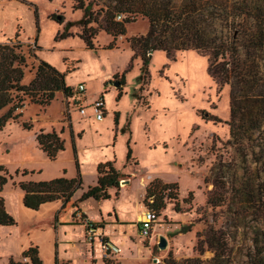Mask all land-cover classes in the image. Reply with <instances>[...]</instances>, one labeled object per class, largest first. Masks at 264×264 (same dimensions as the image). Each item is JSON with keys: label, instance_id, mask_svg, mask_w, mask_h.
Masks as SVG:
<instances>
[{"label": "rangeland", "instance_id": "obj_1", "mask_svg": "<svg viewBox=\"0 0 264 264\" xmlns=\"http://www.w3.org/2000/svg\"><path fill=\"white\" fill-rule=\"evenodd\" d=\"M83 1L85 5L92 4L90 13L94 20L88 27L95 29L94 48H88L80 36L84 31L80 22L84 9L77 7L78 0H0V42L21 43L17 51L26 56L22 83L31 82L39 60H44L64 73L66 84L73 88L72 95L58 92L46 106L33 103L26 96L25 106L18 110L22 111L19 121L10 120L0 131V164L13 175L4 186L3 195L20 227L11 232L16 234L43 219L47 222L42 217L44 212L32 213L21 208L19 182L26 178L46 180L63 167L71 173L74 169L73 140L68 130L62 134L66 150L56 160L45 157L36 134L41 129L61 132L62 127L69 128L73 115L82 118L78 104L91 103L103 93L106 113H118L121 125L118 130L113 123L104 128L92 125L86 128L78 140L84 168L89 169L93 157L113 151L117 163L124 166L130 143L133 159L128 169L132 174H124L123 179L129 180L128 183L131 179L137 183L150 177L178 182L174 192L178 193L180 203L177 211L176 200H167L168 208L160 214L161 226L152 238L143 239L139 260L128 259L129 250L123 248L119 259L104 258L105 261L166 264L170 254L179 261L198 255L210 260L216 251L207 240L215 233L226 244L218 249L223 264H251L256 253L254 231L263 227L258 221L262 213L259 216L255 213L259 209L264 212V124L248 135L243 144L235 143L228 123L230 84H221L212 76L208 54L186 49L169 55L166 50L157 49L151 53L149 73L143 75V59L132 48L130 39L146 34L149 20L139 17L128 23L126 33L114 40L105 30L104 21V9L111 0ZM52 14L63 15V22L51 18ZM69 22H72L69 34L59 37ZM113 40L114 47L107 48ZM112 72L105 83L104 75ZM80 82L87 86L86 94L74 93ZM76 99L82 101L76 103ZM88 111L93 112L90 107ZM23 121L33 127H23ZM24 169L36 171L29 177L17 172ZM243 181L255 188L256 204H242L239 187ZM247 208L249 211H242ZM8 229L0 227V264H10L7 254L16 245V240L4 238ZM162 234L168 239L166 249L159 247ZM199 250H203L202 254Z\"/></svg>", "mask_w": 264, "mask_h": 264}, {"label": "trees", "instance_id": "obj_2", "mask_svg": "<svg viewBox=\"0 0 264 264\" xmlns=\"http://www.w3.org/2000/svg\"><path fill=\"white\" fill-rule=\"evenodd\" d=\"M78 8L84 9L80 22L84 26L81 37L88 48H94L92 38L95 29L88 27L92 19L91 3L85 5L78 0ZM105 30L114 40L126 33V25L139 17L147 18L150 28L146 34L136 35L130 39L136 54L143 59V75L148 74V62L154 50H166L174 55L177 50L196 49L209 55V71L221 84H230L231 97V139L243 144L247 136L264 124V0H111L105 7ZM51 18L63 22V15L52 14ZM34 20L39 31L38 9H34ZM96 20V19H95ZM72 22L66 25L59 37L69 34ZM90 29V31H88ZM19 33L17 32V35ZM38 40V35L36 41ZM114 40L107 48L114 47ZM21 45L0 42V131L10 120L19 121L25 106L26 96L31 102L42 106L49 105L58 92L72 95L73 88L66 84L65 74L44 60H39L36 75L29 84H23L26 56L17 51ZM38 58V57H37ZM121 95V93H120ZM217 119V117H215ZM118 120V113H116ZM23 127L31 129L33 124L23 121ZM64 130L62 129L61 132ZM61 132L41 129L36 134L39 147L50 159H56L59 152L65 149V140ZM264 144V143H262ZM74 151H76L73 142ZM132 148L128 144L127 160L132 158ZM77 175L73 178L59 176L49 180H22L19 187L23 190V203L26 207L38 210L42 204L54 200H63L64 205L71 201L74 193L83 186L79 160H76ZM98 183L90 186L80 200L94 197L98 200L111 198L110 187L120 188L122 173L111 161L98 166ZM23 176L32 174L33 170H18ZM66 173V169H64ZM13 175L0 164V225H15L16 218L7 210L3 195L4 186ZM178 182H164L156 178L147 186L144 203L147 209L157 214L167 207V200L175 199V210L179 211ZM243 205L256 204L255 188L243 181L239 187ZM193 191L189 192L192 196ZM212 199L209 198V202ZM250 208L242 210L249 211ZM257 210V209H255ZM242 211L239 212L242 216ZM263 227L254 231L253 242L256 248L251 264H264V212L260 209ZM211 249L216 251L210 259L200 255L188 257L182 261L172 254L166 264H223L222 254L218 249L226 244L217 234L207 240ZM202 254L203 250H199ZM31 264H43L38 246H31L23 252ZM106 262V261H105ZM10 264H24L10 259ZM58 264V261H57ZM106 264H109L106 262Z\"/></svg>", "mask_w": 264, "mask_h": 264}, {"label": "crops", "instance_id": "obj_3", "mask_svg": "<svg viewBox=\"0 0 264 264\" xmlns=\"http://www.w3.org/2000/svg\"><path fill=\"white\" fill-rule=\"evenodd\" d=\"M112 74L114 73L112 72L105 74L103 77V81L105 83L109 81V78ZM86 92L87 86L84 93L86 94ZM97 97H95V99ZM95 99H93L92 101H94ZM81 101L82 99L80 100V102ZM82 104L88 105L90 103L84 104L83 102H81L78 105ZM77 111H79V109H77ZM81 116L82 118L79 119L76 117L74 118L73 115V117L71 118V126L69 128L67 126L62 127L64 131L61 132L62 136V134L68 130L72 137V142H74L75 144L76 151H73V172L71 173L67 168L63 167L60 171H58V174H56L55 176H50L46 180L62 175L69 178L75 177L77 175L76 160L78 159L83 178V186L74 193L71 201H69L66 205H64L63 200L59 199L42 204L38 210H34L24 205V192L23 190H21V208L32 213L44 212V215H42V217L47 218V222H45L43 219L34 226H29L25 230H20L16 234L11 231L14 230V228L20 229V227L18 226V221L15 225H0V227L2 228H9L4 236L6 240H16L14 249H11V251H9L7 254L9 261L10 259H14L17 262H21L23 259V252L26 249L31 246H38L39 255L43 261V264H57V261L58 264L62 262H66L65 264H106L102 254L100 237H96L94 241H89L86 237L87 222H94L99 228V233L105 236L106 239H110L112 242L122 248L121 253L118 255L117 259L122 256L123 248L129 250V252H126V256L128 259H140L138 256V251L143 245L144 237L140 235L139 231L141 219L144 217V212L147 209L144 200L146 196L147 186L151 181H153L154 177H150L148 178V180L145 179L144 181L141 178L139 182L135 181L137 183H134V180L131 179L130 183L127 184H123L122 179L120 182V188H109L111 198L98 200L94 197H89L85 200H80L82 194L86 190H88L90 186H94L98 183V166L100 163L111 161L114 167L119 170L122 175H124L132 174L131 170L128 169V165L133 159L131 158V160H127V163L122 166L121 164L117 163L116 154L115 151H113V153L105 156L98 155L96 157H93V159H91L90 161L91 165L88 167L89 169H85V164L81 159V150L78 148V140H81L86 128L91 125L104 128L106 124L108 125L109 123H113V125H116V129L118 130L121 125V117L118 114V120H116V112L113 111V115L105 113L104 118L102 120H98L94 116L93 112L89 113L88 109L87 114H82ZM53 130H56L58 132L57 129ZM96 132H98V130H96ZM117 136L118 132H116L114 136V146L116 144ZM64 150H66V144ZM64 150L59 152L56 159L60 158L61 154L65 152ZM43 152L48 160H52L48 157L45 151ZM64 169H66V173L64 172ZM135 177V180H137V176ZM26 180L34 179L26 178ZM6 206L7 210L10 212L11 209L8 206V202H6ZM159 219L155 223L154 235L155 230L159 229L161 226L160 224H158ZM0 240H2V238H0Z\"/></svg>", "mask_w": 264, "mask_h": 264}, {"label": "built area", "instance_id": "obj_4", "mask_svg": "<svg viewBox=\"0 0 264 264\" xmlns=\"http://www.w3.org/2000/svg\"><path fill=\"white\" fill-rule=\"evenodd\" d=\"M86 91V85L84 83L78 84L75 88L74 93H84ZM76 103H80V100L76 99ZM92 108L94 116L98 120H102L106 113V102L103 96H98L94 101L88 105H79V111L81 114L86 115L87 109ZM159 214L153 209H146L144 212V217L141 219L140 225V235L144 238H152L154 235L155 223L159 219ZM99 228L94 222H87V232L86 237L89 241H94L96 237H100L102 254L104 258L116 260L118 255L121 253L122 248L112 242L110 239H106L101 233L98 232ZM22 262L24 264H31L29 257H23Z\"/></svg>", "mask_w": 264, "mask_h": 264}, {"label": "water", "instance_id": "obj_5", "mask_svg": "<svg viewBox=\"0 0 264 264\" xmlns=\"http://www.w3.org/2000/svg\"><path fill=\"white\" fill-rule=\"evenodd\" d=\"M128 182H129V180H127V179H123L122 180V183L123 184L128 183ZM167 246H168V239H167V237L165 235H163V234L160 235V238H159V247L161 249H166Z\"/></svg>", "mask_w": 264, "mask_h": 264}]
</instances>
